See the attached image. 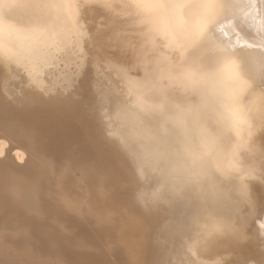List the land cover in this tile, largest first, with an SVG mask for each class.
Listing matches in <instances>:
<instances>
[{
	"label": "bare ground",
	"instance_id": "bare-ground-1",
	"mask_svg": "<svg viewBox=\"0 0 264 264\" xmlns=\"http://www.w3.org/2000/svg\"><path fill=\"white\" fill-rule=\"evenodd\" d=\"M52 1L0 2V264H264V88L230 105L264 0H219L245 34L200 0H69L75 63L26 44Z\"/></svg>",
	"mask_w": 264,
	"mask_h": 264
},
{
	"label": "rangeland",
	"instance_id": "rangeland-1",
	"mask_svg": "<svg viewBox=\"0 0 264 264\" xmlns=\"http://www.w3.org/2000/svg\"><path fill=\"white\" fill-rule=\"evenodd\" d=\"M2 0H0L1 2ZM26 2H24L25 5L27 4H33V3H38L40 0H25ZM52 3L43 6L42 8H36L38 12H41L42 17L44 18V20H46V24L43 25L42 28H32L30 29V33L33 35V38L31 41H28L26 44L29 46L30 49H35L42 47V44L44 42L45 43H49L50 48L48 49V51L50 53H60L58 55L59 58H61L64 55V51H68L71 53V61L73 63L75 62H80L81 58L74 54L76 51V48L74 47L73 44L67 45L66 47L62 48L63 45H58L53 47L52 44L53 42L51 41L54 36H52L53 30H57V33H60L62 36L64 35V32H66V29L70 26L69 21L71 22V24L75 25V23L72 21V17H69V12L68 10H70V8H68V3L69 0H60V5H61V9L59 10L58 13H55V11H52L51 8L53 5ZM13 3V2H12ZM214 5V6H213ZM14 5H10L9 8L11 10L14 9ZM178 7V6H177ZM214 7V9H213ZM218 9L221 10V12L228 16V14L233 15V23L236 26V28L241 32L244 33V28L241 24L240 19L238 18L237 15V11L235 10V8L231 7V8H226V6L223 4L222 1L217 2V4L211 3L210 0H200L199 5L197 6H192V8L190 9V13L192 14V17H190L191 20H194L195 22H203L206 23L208 21V23H210L209 21L213 20L212 17V13L214 16V10ZM189 14V13H188ZM185 17V16H183ZM193 22V21H192ZM78 26V25H76ZM93 30H97V29H93ZM99 31V30H98ZM97 31V32H98ZM47 34H44V33ZM64 37V36H63ZM5 39V38H4ZM57 39V38H56ZM7 39H5L6 41ZM247 41V40H245ZM18 45V44H17ZM29 49V50H30ZM75 50V51H73ZM47 51V52H48ZM249 65H252V59H248L246 62L245 67L247 68ZM220 77H217V76ZM222 75V69L220 68L219 70H216V73H214V76L212 78H218L217 80L219 81ZM211 77L208 78L212 79ZM239 79L240 82L239 84L236 86V90L234 92V95L232 96V100L230 102V105L232 107V109L235 107L236 108V104L243 102L244 99L248 98V92L250 90H260L264 88V72L259 73V74H255L254 78L252 79L249 78V75H247V73L245 71H243L240 75H239ZM246 96V97H245ZM245 97V98H244ZM244 98V99H243ZM235 101V102H234ZM234 102V103H233ZM119 114L116 116L118 117ZM231 179H235V176H230ZM217 261L221 264H223V262H220V259L218 258Z\"/></svg>",
	"mask_w": 264,
	"mask_h": 264
},
{
	"label": "snow or ice",
	"instance_id": "snow-or-ice-1",
	"mask_svg": "<svg viewBox=\"0 0 264 264\" xmlns=\"http://www.w3.org/2000/svg\"><path fill=\"white\" fill-rule=\"evenodd\" d=\"M249 176L251 179H255V180H261L262 182H264V173L261 174V176H255L252 173H249ZM247 187V186H245ZM261 228L264 229V224L261 225ZM261 236L264 237V231H261Z\"/></svg>",
	"mask_w": 264,
	"mask_h": 264
}]
</instances>
